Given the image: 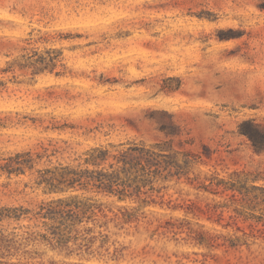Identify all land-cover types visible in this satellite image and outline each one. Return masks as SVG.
I'll return each mask as SVG.
<instances>
[{"label":"rangeland","instance_id":"rangeland-1","mask_svg":"<svg viewBox=\"0 0 264 264\" xmlns=\"http://www.w3.org/2000/svg\"><path fill=\"white\" fill-rule=\"evenodd\" d=\"M242 129L264 140V0H0V159L31 151L45 168L131 143L200 156L188 177L157 185L159 203L137 222L116 225L139 202H105L109 219L119 214L105 247L99 228L87 251L34 240L28 221L4 223L0 264H264V225L237 214L239 197L199 187L236 171L264 185V149ZM36 175L1 172L0 208L58 196ZM216 202L230 205L222 225ZM228 222L248 246L194 244L191 228L222 236Z\"/></svg>","mask_w":264,"mask_h":264},{"label":"trees","instance_id":"trees-1","mask_svg":"<svg viewBox=\"0 0 264 264\" xmlns=\"http://www.w3.org/2000/svg\"><path fill=\"white\" fill-rule=\"evenodd\" d=\"M253 131L241 130L258 150L264 149V140ZM199 158L191 151H176L173 147H146L131 143L128 147H92L79 157L76 164L58 163L36 168L42 160L40 155L34 158L31 151L17 152L0 159V175L4 172L11 178L13 175H26L28 171L36 173L34 185L45 194L58 196L43 201L36 210L24 206H3L0 208V225L28 221L29 224L23 227L35 229L34 240L61 248L79 244L87 251L94 247L97 240L95 229L99 228L100 246L105 247L108 235L104 229L111 221H117L119 215L115 213L109 219L104 209L105 202H139L137 207L122 206V221H117L116 225L124 227L137 222L142 207L159 203L155 196L161 194L162 188L157 185L174 180L179 182L188 177ZM260 178L250 171H236L227 178L213 174L208 183L199 187L216 197L228 196L232 201L239 197L241 208L234 209L237 214L246 222L264 225V185L257 184ZM229 207L227 202L213 205L212 212L217 215L219 225H222L224 209ZM31 222H34L33 226ZM223 226L228 234L222 236H210L205 231L191 228L194 244L209 249L222 246L236 249L249 245L248 237L229 232L230 222ZM261 236L264 239V233ZM222 237L224 242L221 243Z\"/></svg>","mask_w":264,"mask_h":264}]
</instances>
